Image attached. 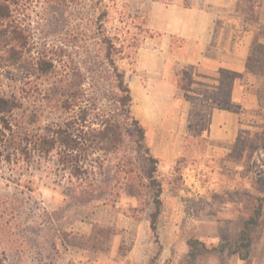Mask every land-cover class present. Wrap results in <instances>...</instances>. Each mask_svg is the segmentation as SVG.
<instances>
[{
  "label": "rangeland",
  "instance_id": "374dc122",
  "mask_svg": "<svg viewBox=\"0 0 264 264\" xmlns=\"http://www.w3.org/2000/svg\"><path fill=\"white\" fill-rule=\"evenodd\" d=\"M182 1L185 6L191 5V0ZM16 2L11 5V16L0 25V55H3L0 65L1 92L20 90L22 86L27 90L30 84L46 85V79L36 80L34 62L39 57H53V50L57 47L65 50V61L71 60L83 67L86 63L90 66L99 54L96 21L104 7L108 10L104 27L108 34L117 38V46L121 47L117 64L126 71L128 81L133 80L138 49L152 37L146 28L147 8L153 2L163 3L164 0ZM245 18L251 19L252 16L246 15ZM13 31H17L19 37ZM22 42L25 45L19 50V59L11 65L14 57L10 58L11 53L4 51ZM252 53L250 69L262 78L258 80L260 89L257 91L256 107L245 116L246 125L240 130L238 141L228 152L209 151L207 144L200 139L189 141L181 157L171 166L163 169L158 162V175L162 182V211L157 222V234L159 244L169 249L166 264H264V213L260 214L256 226L248 228L250 245L247 258L239 259L238 262L233 254L237 250L234 244L240 243V237H236L235 232H241L257 198L264 196V45H255ZM27 81L30 84L24 85ZM31 174L37 181L36 189L31 193L33 200L25 205L27 216L23 220L10 221L12 234L8 237L9 247L0 243L2 264H88L96 259H102L103 263L109 260L106 257L111 250L113 261L125 264V257L139 236L142 250L151 254L157 250L149 229L151 204L148 196L135 199L121 195L115 204L68 207L63 202L65 185H61L62 188L53 184L50 179L54 178L52 176L49 178L33 170ZM115 192H112L113 195ZM12 193H15L14 185L0 178V194ZM227 201L240 204V214L234 222L218 225L198 222L212 215H221ZM42 209L59 213L65 210L67 217L56 221L53 230H42L39 235L32 230L23 237L20 231L26 225L34 226L36 215ZM2 212L0 204V229L6 226L9 219ZM32 212L36 215L32 216ZM93 225L100 229L110 228L111 232L103 233L100 230L99 235L94 234L97 239L90 240ZM199 225L203 226L201 233L197 230ZM60 228L75 233L73 238L68 239L67 245L52 239L57 235L54 230ZM209 233L215 240L206 239L210 237ZM80 237L90 240L85 247L88 250L84 251L77 244ZM191 238L209 249L229 241L233 249L224 252L198 249L191 257V247L187 244ZM50 243L56 244L55 249L49 246ZM240 252L244 253L242 250Z\"/></svg>",
  "mask_w": 264,
  "mask_h": 264
},
{
  "label": "trees",
  "instance_id": "16d2710c",
  "mask_svg": "<svg viewBox=\"0 0 264 264\" xmlns=\"http://www.w3.org/2000/svg\"><path fill=\"white\" fill-rule=\"evenodd\" d=\"M16 1L0 0V25L11 16V5ZM171 2L164 0L163 3ZM107 16L108 10L104 7L96 21L99 54L90 66L65 61V50L57 47L53 57H39L34 62L36 80L46 79V85L32 86L27 81L24 83L30 84L27 90L22 86L20 90L0 91V178L14 185L15 190L12 194H0L2 214L9 218L6 226L0 229V243L4 246L9 247L10 221L23 220L27 216L24 207L33 200L31 193L37 184L31 174L33 170L54 177L50 179L59 187L66 186L63 202L68 207L115 204L121 195L135 199L148 196L151 204L149 229L158 250L161 249L157 234L162 211L159 161L146 145L145 127L133 113L127 73L117 64L121 47L117 46V38L108 34L104 27ZM13 33L18 36L17 31ZM24 45L23 42L13 44L4 51L11 53L10 58L14 57L11 65L19 59L17 55ZM2 57L0 55V65ZM252 57L247 60V69L255 74L250 69ZM263 206L264 196L257 198L243 223L240 243L235 246L241 259L248 255V228L257 225ZM36 217L34 226L26 225L20 231L23 237L32 230L38 235L42 230H53L56 221L67 217V211L42 209ZM100 230L111 232L110 228L100 229L93 225L90 240H96L94 234L99 235ZM54 232L57 235L53 241L60 240L61 245H67L68 239L75 234L61 228ZM90 240L81 239L77 244L86 251ZM187 244L191 247V257L198 249L223 252L227 247L221 244L209 249L193 238ZM49 246L55 249L56 244ZM156 259L154 256L149 264H154Z\"/></svg>",
  "mask_w": 264,
  "mask_h": 264
},
{
  "label": "crops",
  "instance_id": "0c3cea01",
  "mask_svg": "<svg viewBox=\"0 0 264 264\" xmlns=\"http://www.w3.org/2000/svg\"><path fill=\"white\" fill-rule=\"evenodd\" d=\"M190 3L173 0L148 6L146 28L152 37L138 49L129 81L133 113L140 117L147 146L163 169L181 157L189 141L200 139L209 151L228 152L245 128V116L256 107L262 78L247 69V60L255 45H264V0ZM239 206L227 201L221 215L198 222L232 223ZM202 228L197 226L200 233ZM160 246L153 254L146 252L139 236L124 263L149 264L157 256L154 264H166L169 249ZM226 246L224 251L233 249L229 241ZM111 251L107 262L96 259L88 264H117ZM233 254L239 262L238 250Z\"/></svg>",
  "mask_w": 264,
  "mask_h": 264
}]
</instances>
